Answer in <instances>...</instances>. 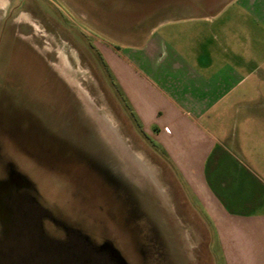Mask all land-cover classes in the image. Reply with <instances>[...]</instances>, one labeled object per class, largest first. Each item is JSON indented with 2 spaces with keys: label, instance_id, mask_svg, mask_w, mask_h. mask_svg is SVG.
I'll list each match as a JSON object with an SVG mask.
<instances>
[{
  "label": "rangeland",
  "instance_id": "obj_1",
  "mask_svg": "<svg viewBox=\"0 0 264 264\" xmlns=\"http://www.w3.org/2000/svg\"><path fill=\"white\" fill-rule=\"evenodd\" d=\"M168 1L0 2V172L13 163L66 224L110 238L132 264H226L103 62L104 47L147 41Z\"/></svg>",
  "mask_w": 264,
  "mask_h": 264
},
{
  "label": "crops",
  "instance_id": "obj_2",
  "mask_svg": "<svg viewBox=\"0 0 264 264\" xmlns=\"http://www.w3.org/2000/svg\"><path fill=\"white\" fill-rule=\"evenodd\" d=\"M102 51L225 263L264 264V0H170L147 41Z\"/></svg>",
  "mask_w": 264,
  "mask_h": 264
},
{
  "label": "flooded vegetation",
  "instance_id": "obj_3",
  "mask_svg": "<svg viewBox=\"0 0 264 264\" xmlns=\"http://www.w3.org/2000/svg\"><path fill=\"white\" fill-rule=\"evenodd\" d=\"M108 173L123 204L121 212L127 211L131 221L139 224L140 215L124 181ZM132 207L134 213L129 211ZM60 230L63 234L58 235ZM0 264L132 263L110 238L99 241L66 224L43 201L35 181L8 162L0 172Z\"/></svg>",
  "mask_w": 264,
  "mask_h": 264
}]
</instances>
